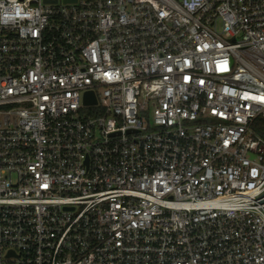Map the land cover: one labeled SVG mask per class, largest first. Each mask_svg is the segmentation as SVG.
Wrapping results in <instances>:
<instances>
[{
    "label": "built area",
    "instance_id": "1",
    "mask_svg": "<svg viewBox=\"0 0 264 264\" xmlns=\"http://www.w3.org/2000/svg\"><path fill=\"white\" fill-rule=\"evenodd\" d=\"M258 119L264 0H0V264H264Z\"/></svg>",
    "mask_w": 264,
    "mask_h": 264
},
{
    "label": "trees",
    "instance_id": "2",
    "mask_svg": "<svg viewBox=\"0 0 264 264\" xmlns=\"http://www.w3.org/2000/svg\"><path fill=\"white\" fill-rule=\"evenodd\" d=\"M253 130L259 135L264 137V119H258L255 121Z\"/></svg>",
    "mask_w": 264,
    "mask_h": 264
},
{
    "label": "water",
    "instance_id": "3",
    "mask_svg": "<svg viewBox=\"0 0 264 264\" xmlns=\"http://www.w3.org/2000/svg\"><path fill=\"white\" fill-rule=\"evenodd\" d=\"M84 103L87 104V105H94L96 103V100L93 97L92 93H87L85 95Z\"/></svg>",
    "mask_w": 264,
    "mask_h": 264
}]
</instances>
